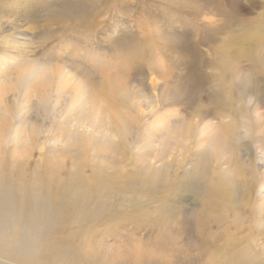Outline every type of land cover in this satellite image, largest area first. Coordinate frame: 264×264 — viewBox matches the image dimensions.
<instances>
[{
    "label": "bare ground",
    "instance_id": "bare-ground-1",
    "mask_svg": "<svg viewBox=\"0 0 264 264\" xmlns=\"http://www.w3.org/2000/svg\"><path fill=\"white\" fill-rule=\"evenodd\" d=\"M4 1L0 0V18H6L17 35L22 33L19 23L27 16L47 22L71 21L72 25L63 28L46 29L43 35L47 38L60 39L69 31L76 36L75 32L83 31L76 40L85 37L88 41L74 40L80 47L68 54L71 63L63 60L64 65L56 68L52 62L61 49H48L35 61L29 59L34 48L27 38L10 39V52L17 58L13 59L20 61L0 82L13 88V97L5 99L6 108L0 109L9 123L0 128V153L11 141L8 135L16 144L12 167L0 163V264H264V0H250L245 6L242 0L214 3V11L230 13L233 22L218 29L223 35H217L219 41L209 42L207 56L200 54L199 62L187 68L180 82L166 84L159 95V102L169 104L181 95L191 77H198L196 90L206 91L208 99L195 105L180 100L183 109L192 112L190 117L176 107L161 111L159 104L155 107L148 102L161 127L156 129L160 136L157 154L147 158L139 148L133 151L138 118L149 114L142 109L145 101L134 86H145L146 75L125 51L106 54L89 42L103 11L90 10L89 4L97 0H62L54 6L42 0H14L2 6ZM200 1H174L178 5L174 15L188 17V12L179 10L187 4L199 3L203 10L212 4ZM109 3L107 0L105 5ZM245 11L247 16L242 17ZM66 46L69 49L70 43ZM153 51L143 53L144 59L152 58L146 61L149 71L162 62ZM82 68L88 78H102L99 92L92 88L96 85L84 84L83 78L74 82ZM149 73L152 84L156 77ZM55 75L59 87L54 104L65 100L69 109L83 114L86 106H92L94 119L70 116L72 123L59 127L67 131L55 136L56 146L49 149L50 135H45L39 145L40 151L46 148L44 154L30 168L24 161L26 154H20L24 153L21 146L26 145L20 136L30 132L38 119L31 118L30 123L23 115L28 104L16 115V88L19 81L29 79L25 85L28 93L32 79L44 82ZM69 93L71 98L66 97ZM117 95L119 104L114 99ZM61 111L59 114L64 113ZM101 113L108 127L101 138L94 139L90 133L102 132L97 127ZM59 114L52 116V124ZM154 136L148 135V140ZM77 140L90 151H73ZM55 159L61 160L59 169ZM83 160H87L85 165ZM152 217L158 220L153 223ZM134 220L141 227L145 223L150 227L129 239L124 238L123 230L114 229Z\"/></svg>",
    "mask_w": 264,
    "mask_h": 264
},
{
    "label": "rangeland",
    "instance_id": "rangeland-1",
    "mask_svg": "<svg viewBox=\"0 0 264 264\" xmlns=\"http://www.w3.org/2000/svg\"><path fill=\"white\" fill-rule=\"evenodd\" d=\"M13 1L14 0H5L4 2L1 3V5L4 6V4H7L8 2L13 3ZM61 1L62 0H55V1L54 0H47V1L42 0V3L43 4L46 3L47 6H49V4L54 6V5H58ZM106 1L107 0H97L96 3L93 4V1H92L89 4L90 10H97V11L103 10L102 13H100V15H98V17L96 18V24L98 25L95 28L96 31L92 32L94 33V39L93 37L90 38L89 42L93 43L92 45L96 46L97 48H100V50L106 54L114 55L116 53H120L121 51H125L129 58H132V60L136 61L135 67L140 68V71L144 73V76L146 75L144 80L142 81L145 86L143 87L137 86V84L134 86L135 89H138V93H140L138 97H140L142 100L145 101V103L141 105L142 109L144 110L146 108V112H149V114L147 115L145 114V116L142 115L141 117L138 118V122H139L138 129L135 132L137 138H135L136 139L135 144H134L135 149L133 148V151L138 150L137 148H139L140 149L139 153L144 158H147L149 156L153 157L155 154H157V150H158L157 147L159 143L158 138H160V136L158 135L159 132H156L158 131L156 129H160L161 126L159 125L160 121L157 119L154 113L153 112L151 113L153 109L151 107H148L146 104L148 102L150 104L155 103V107H157L156 104H159V109H161V111H164V109L172 110L173 107L174 108L176 107L179 109L181 113L190 117L192 112L191 113L187 112L186 111L187 109L184 110L183 109L184 106L181 104L180 100L183 101V103H185L184 101H187L188 103L194 102V105H195V104H200L201 102H202L201 104H203V102H205L208 99L207 98L208 94L206 91L198 92L196 90V86L198 84L197 83L198 77L197 78L191 77L192 78L191 81H189L186 85L187 88L185 87L186 89L185 88L183 89L184 91L186 90V92L182 91L180 93L181 95H179L178 98H176L179 100L177 102H174L176 99L172 100V102L169 104H164L161 101L159 102V95H161V92H162L161 89H163V87H165L166 84L168 85L172 84L171 81L173 80L179 81L178 79H180V76H183V74L188 73V69L191 68L192 66H195V64L199 62V58L201 56L200 54L207 56L208 52L210 51L209 42L215 43L217 40L219 41V38H217V35L218 36L223 35L222 33H220L222 31L219 32L218 29H222L225 23L233 22L232 20L234 18L228 12L227 13L229 15L226 14L227 15L226 17L225 14L224 16L223 14H220L214 11L213 9L215 5L214 3H216L217 0H201V1L197 0V1H200V3L202 2L212 3L210 7L208 6V8L205 9L207 11L203 10L202 8H198L200 7L199 3L197 4L193 3V5L192 3L187 4V7L189 6L188 8L186 7V5H184L185 7L183 6L179 10L185 11L186 13L188 12L189 14H186L188 17L179 18V19L178 17L174 15L178 13V9H177L178 5L172 4L176 0H109L110 3L105 5ZM242 1L244 2L243 4L245 6L249 4L250 0H242ZM47 2H50V3H47ZM193 7H196V8H193ZM169 8H171L172 10H170ZM17 11L19 12L20 10L17 9ZM244 13L246 14V11L243 12L242 17L245 16ZM42 14H45V12ZM38 15H40L39 12H38ZM71 18L74 19L75 16ZM24 19H26V21L19 23L21 26L19 27V30L22 33L20 35L18 33L17 35L14 33V30L11 29L12 25L8 23V20L6 18L5 19L0 18V24H2L0 25V82L5 78V76L8 73H12L15 71L20 61V60H14L17 58H15L14 53L10 52V46H9L11 43L10 39L11 38L13 39L14 36L25 37L27 38L26 41H29V44L32 45V47L34 48V52L29 57V59L31 60L35 59L36 61L37 58L38 59L43 58V55H45L44 53H46V50L48 49H52V50L55 49V52H57L58 49H61V51L58 52L59 55H56L54 53L56 57L58 58L54 59V61L52 62L53 63L52 66L56 68L62 67L64 65L65 60L69 59L68 62L71 63L70 62L71 57L68 54L70 53L72 49H74V47L76 48L80 47L79 43L78 42L75 43L74 40H76V36L78 35V33H82L83 31L75 32L76 36H73L72 31L66 32L64 33L65 35H63L60 39H53L52 37L47 38L49 36L43 35V32L46 29H50V28L56 29V28H59L60 26L61 28H63V26L72 25L70 20H64V21L59 20L58 22H51L49 20L47 22V20H44L41 18L34 19L31 17L29 18L27 16H25ZM150 31L156 32L155 36L154 35L146 36L147 33ZM4 35L6 36V38L4 37ZM215 35H216V38H214ZM81 38L82 39H79L76 41H80V42L88 41V38H85V37H81ZM67 42L70 43L69 49L66 46ZM72 43L74 44L73 47H72ZM156 46L159 47V49L157 51H153L152 47H156ZM151 51H153L154 54H157V57L160 56L159 58L160 60H162L158 68H155V70H153L154 72L149 71V67H147L146 65L148 63L146 61H150L152 58L150 57L149 58L146 57L145 59L143 58V53L149 54ZM140 54H142V56H139ZM60 57L62 59H60ZM138 60H139V64H142V65L137 64ZM2 62L3 63L5 62L6 65H3ZM162 64H165V65H162ZM82 69L83 70L79 69L80 71L78 70L77 73L75 72L79 78H77V80L74 82H79L78 79L83 78L85 81L83 79L81 80L84 82V84H88V86H91V87L92 85H96L92 88L96 90L97 92H99L101 90V88L99 87L101 84L99 86L98 84L102 80V78L101 77L97 78V76L96 78L94 77L95 79L88 78V76L84 72V68ZM149 72H152L151 75H153V77L154 76L156 77L154 78L155 81L152 82V84L150 83L151 81H149L151 80ZM207 74H210V71ZM166 75H169L170 77L168 79H163L164 76ZM13 79H15L14 75H13ZM32 80L31 82H32L33 87H32V90L28 93H25L26 91L25 85L29 82V79H28V82L26 80L19 81L21 84L18 85V88H16L18 92V97L16 100V105L14 107L15 109L14 111L17 112L16 113L17 115L19 111L22 109L23 105L28 104V108L26 109L25 112H23V115L25 117H29L28 122L34 121V120H30L31 118L38 119L37 122L33 123L34 125H32L34 128L30 127V132L22 133L24 135L20 136V140L24 141L26 145L24 146L25 148H23L20 144L21 149H24V153L20 152L22 151L21 149L19 150V152L20 154H23V155L26 154V158L24 161H28L27 164L30 168H32L33 167L32 165H35L38 159L42 157L41 155L44 154V150L46 148L43 151H40L39 145L42 139L45 137V135H48V136L50 135L48 137V139L50 140L49 141L50 143L47 142L46 144L47 149H49V147L51 148L53 147V145L56 146L54 137L57 135L59 136L62 133H65L64 131H67V129H62L63 130L62 131L61 128L59 127L62 124L64 125L69 124L72 116L80 117L81 115V117H84L86 120H90V121L94 119L93 117L94 108L92 106H86L85 112L83 114V113H80L82 111H79L78 109H73V110L69 109L70 107L66 106L67 102H65V100H63L62 101L63 103L60 105L54 104V100L57 99L58 97L57 89L59 87L58 79L56 75L52 77L51 80H45L44 82L42 80L40 82L37 79L33 81ZM145 87L150 91L146 90ZM69 88H72V87L70 86ZM104 91L106 92V89ZM12 92H13V88H11L8 83H0V94H1L0 100L2 101V102L0 101V104H2L0 106V109L6 108L7 104L5 102L6 100L8 99L10 100V98L13 97ZM182 93L183 94L186 93V95H183ZM69 95L70 93L68 94V96L66 95V97L71 98L69 97ZM45 96H46V100L42 101V99ZM184 97L185 98L187 97V99H185ZM190 98L192 99V101ZM114 99L116 102H118V104L121 102V98L119 95H117ZM39 101H41V103ZM64 106H66V108ZM120 106L122 107L123 104L121 103ZM59 110L60 111L62 110L61 113L63 112L64 113L59 114ZM133 111L135 112V109H133ZM57 112L60 118L57 117L55 123L52 124V121L54 120L52 119L53 118L52 116H55V113ZM100 115H99L100 120L98 122L99 126L97 127H100L102 132L101 133H97V132L90 133L92 134V138L94 139H97V138L99 139V137L101 138L102 134L105 133V129H107L108 127L107 122H105L106 120H105L104 115L102 113ZM177 118L179 119L181 118V116L179 115ZM15 119L16 117L14 118L13 121H15ZM172 119H175V118H172ZM4 120H5L4 114L2 113V111H0V128L2 127L3 123L5 122L8 123L6 120L5 121ZM155 120H156V124H155ZM148 122L152 124L149 125ZM35 125H36V128H35ZM48 130L50 132H48ZM25 134L28 136L27 140H26ZM31 134L34 139L31 137ZM155 134H157V136H154ZM148 135L154 136L152 137L151 142L148 140ZM1 136H2V131H0V138ZM8 138H9L8 140H11V141L8 144H6L5 147L1 149V153H0L1 155L0 157L1 158L3 157L0 163L3 164V166H5L6 168L12 167L15 161V158L12 156L14 154L13 150L16 144L15 142H13L11 134L8 135ZM87 148L88 147L85 144L80 143V140H77V145L75 147H72V150L78 153L80 151L87 150ZM88 151H90L89 148H88ZM147 153L148 155L146 156ZM54 162H55V168L59 169L61 167V163H60L61 160L58 161L57 159H55ZM84 162L87 163V160L82 161V163L85 165ZM150 220L154 223L155 220H158V219H156L155 217L154 218L152 217ZM140 223L141 222L139 220H134V222L132 223L122 222L118 224L114 229L118 228V229L123 230L124 238L129 239V235L136 237L139 234L144 232L142 231L144 227L149 226V224L147 226V224L145 223V225H142L141 227L139 225ZM131 231H133L134 234L130 233ZM162 232L163 230L161 229L159 231L160 236ZM98 235L96 234L95 236L97 237ZM130 247L134 248L133 245H130Z\"/></svg>",
    "mask_w": 264,
    "mask_h": 264
}]
</instances>
